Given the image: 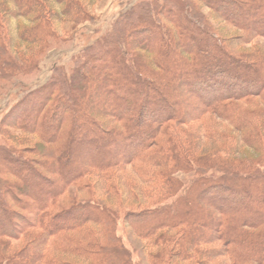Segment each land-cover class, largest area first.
Instances as JSON below:
<instances>
[{
  "label": "trees",
  "instance_id": "trees-1",
  "mask_svg": "<svg viewBox=\"0 0 264 264\" xmlns=\"http://www.w3.org/2000/svg\"><path fill=\"white\" fill-rule=\"evenodd\" d=\"M14 2L0 80L51 37L42 0ZM256 38L264 0H140L29 90L0 121L40 140L31 159L0 130V264H133L121 209L147 264H264V49L231 45Z\"/></svg>",
  "mask_w": 264,
  "mask_h": 264
},
{
  "label": "rangeland",
  "instance_id": "rangeland-1",
  "mask_svg": "<svg viewBox=\"0 0 264 264\" xmlns=\"http://www.w3.org/2000/svg\"><path fill=\"white\" fill-rule=\"evenodd\" d=\"M76 1L77 4L74 5H77L79 10L75 6H68L55 0H42L51 12L49 20L51 37L47 38L42 46L33 47L35 53L38 54L35 63L24 64L20 71L13 73L11 78L0 80V121L5 114L19 106L29 90L39 88L52 80L59 71H69L74 65L76 57L81 54L82 49L103 36L110 29L115 19L121 17L131 4L140 0H75V3ZM0 3V25L7 29L6 33L11 36L14 45L19 46L15 38L16 28L18 25L28 26L27 18L23 16L14 0H0ZM203 12L210 16L208 9L204 8ZM212 23L217 28L221 26L225 29H220V32H224L225 38L239 34L237 30L227 24L219 21H212ZM231 43L236 51L249 52L257 46L264 49V39L261 38H256L246 45H239L238 42H235L237 45L234 46L233 42ZM12 46L11 50L13 51L14 47ZM18 50H26L25 55L31 54L24 45L20 46ZM0 130L7 133L6 136L8 137L16 136L27 140L26 143L22 142L16 146L21 154L31 159L34 158L27 150H32L35 144L39 143L40 140L36 134H25L19 131V128L1 127V125ZM3 139H5L4 136L0 135V143ZM125 174L132 176L130 166L126 168L125 173H122L121 180ZM73 194L74 191L70 194L71 199L77 200ZM63 201V205H67L69 202ZM111 206L115 205L112 203ZM124 212L125 209H121L118 214L116 234L120 236L123 244L130 250L133 264H147L146 256L150 250L149 243L139 240L131 233L130 228L123 223ZM216 245L218 246L220 243H216ZM218 261H223V259H218Z\"/></svg>",
  "mask_w": 264,
  "mask_h": 264
}]
</instances>
